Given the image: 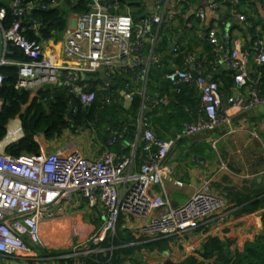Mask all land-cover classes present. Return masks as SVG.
I'll use <instances>...</instances> for the list:
<instances>
[{"label":"built area","instance_id":"obj_1","mask_svg":"<svg viewBox=\"0 0 264 264\" xmlns=\"http://www.w3.org/2000/svg\"><path fill=\"white\" fill-rule=\"evenodd\" d=\"M23 1L10 0L17 20L9 28L3 23L5 10H0V68L7 64L18 66L16 88L29 90L35 96L47 86L63 85L72 96L70 107L74 112L73 100L90 106L97 98V92L84 84V74L103 71L110 79L121 68L122 72L130 74L132 82H146L151 63L159 62L155 56L150 62L144 59L142 52L146 37L156 25L165 20L172 21L177 16L176 10L170 6L171 0H157L153 14L138 21L131 14L111 11L117 0H91L90 8L79 12L76 24L65 30L62 48L65 60L59 64L55 56L45 54L40 42L24 35L23 19L30 16L36 4L27 2L23 5ZM60 3L56 0L52 5L40 6L49 9ZM197 14L202 21L206 20V10L202 6ZM224 25L225 22H214L209 27L208 40L220 56L219 62L227 61L234 70L235 85L249 94V98L239 92L230 94L227 102L242 111L257 104L264 105V99L249 83L250 51L242 47L241 39L233 41V48L223 44L220 34ZM33 28L37 29V26ZM9 44L21 48L27 59H9ZM256 45L255 60L264 64V38L259 37ZM197 59L195 54L189 55L184 68L174 69L167 75L177 92L183 83L195 84L201 90L202 114L195 123L184 124V134L198 133L228 120L221 112L220 83L216 80L206 82L201 63L196 75L189 70V65ZM5 79L0 72V85ZM111 87V82L106 80L97 88L105 102L112 99ZM128 88H131L130 83L126 85ZM132 94L133 91L127 95L132 98ZM164 101V97L156 94L152 105ZM3 105L0 98V112ZM16 127L21 132L15 137ZM128 133V127H124L120 136L125 137ZM9 135L11 139L7 141ZM112 136L111 144L117 139V135ZM24 137L22 119L18 115L11 119L5 138L0 141V264H40L49 259L61 264V260L70 258H75L72 264H82L79 257L103 250L93 246L104 242L108 233L115 231L122 214L149 218L140 226L137 235L156 239L194 231L227 207V200L212 191L210 180L177 207L153 191L155 186H164L165 180L171 179L164 163L176 144V138L165 139L156 135L145 115L140 117L136 131L139 144H135L136 148L141 147L145 159L134 172H128L131 157L116 153L110 147L96 159H89L75 150L49 152L41 143L42 150L36 154L13 156L7 152L9 145ZM174 183L178 186L184 184L181 180H174ZM74 196H81L90 207L101 209L105 217L102 226L80 246L83 250L53 257L44 255L39 249L43 222L55 219L58 208L64 202H71Z\"/></svg>","mask_w":264,"mask_h":264},{"label":"crops","instance_id":"obj_2","mask_svg":"<svg viewBox=\"0 0 264 264\" xmlns=\"http://www.w3.org/2000/svg\"><path fill=\"white\" fill-rule=\"evenodd\" d=\"M156 1L142 0L140 2L142 6L139 8L145 7L148 13L152 15V7ZM183 1L171 0L170 6L173 10H176V18L172 21L165 20L162 24L156 25L154 30L146 37L142 52L144 59L146 62H150L151 58L155 56L166 68L173 70L184 68L187 57L195 54L198 59L190 64L188 68L196 74L201 63L206 79L212 77V80H218L223 103L221 112L222 115L228 117V120L221 121L212 128L194 134H184L183 126L181 131H176L174 123L181 124L177 119H171L168 115L157 113L155 118L161 117L162 119V123H159L147 114L154 110L152 98L163 92L151 90L147 93L148 79L146 82H134L132 87H135L132 91L139 94L140 97L136 121L131 124L135 128V132L131 136H121L124 149L118 146L115 147H118L116 153H124L131 157L132 164L128 172H134L140 167L145 159V153L142 149L138 150L139 147H135V144H139L136 131L138 130L140 117L145 115L151 120L152 130L156 135L165 139L176 138V144L164 163L171 179H166L164 186H155L153 191L165 196L173 207H177L185 203L202 184L210 180L212 191L227 200V207L208 219L200 228L181 236H172L170 249L176 251L180 248L183 252L181 259L179 258L180 260L175 262L185 260L189 256L200 258L198 251L211 236L229 241L233 250H243L245 244L254 240L264 229V206L253 209L255 203L259 204L260 198L264 196V105L257 104L247 111H242L229 104L227 97L230 94L239 92L249 98L248 91L238 88L235 84H227L226 81L232 79L235 72L227 61L221 60L219 62L220 56H218L215 69L207 68L210 62L206 52V47L209 44V27L216 21L225 22L222 34H220V41L228 48H233V41L236 39L242 40V47L250 51L248 63L250 81L252 74L255 73V65L258 64L255 60L257 54L256 42L259 37L264 38V0H188L186 3H183ZM198 4H201L206 10L207 18L205 21H202L197 14ZM77 15L78 13L74 12L68 15L67 28L76 24ZM190 17L193 21L189 19ZM186 19L190 22H187L185 26ZM164 37L167 38L169 43L168 51L157 53L155 51L156 46ZM177 38V45L171 51V45ZM63 39L54 38L40 42L45 54L55 56V61L59 64L65 60L62 50ZM200 58H204V61ZM222 63L227 64V68L220 71ZM74 64L72 62V65ZM123 74L121 68H118L110 79L116 82L115 77L123 76ZM97 77L101 78V82L98 81ZM105 77L103 71L87 73L82 76L84 84L88 88L93 85L98 88L106 81ZM257 82H259V79L256 81V87ZM116 85L117 83L112 86ZM128 90H131V88L122 89L120 94L123 96V91L128 94ZM172 91L173 89L170 92ZM32 97H35V95L32 94ZM123 100L126 107L125 96ZM169 102L167 100L166 105ZM131 105L132 102L128 107ZM37 138L46 149L51 146L53 150L50 151L63 150L70 152L75 150L89 159H96L106 148L114 147L109 139L100 136L96 128H84L83 125L76 129L65 130L56 140L48 141L43 135H39ZM174 180H181L184 183L183 186L176 185ZM104 218L100 208H92L81 196H74L71 202H64L58 208L55 219L43 222L42 241L43 236L58 237L61 235L66 242V248H68L67 253L64 255L72 254L80 249V246L93 232L99 230ZM148 220L149 218L122 216L123 230H129L134 239L139 241L130 243V245L141 243L139 239L143 236L138 237L139 235L136 234L140 226ZM176 242L179 245L174 246ZM168 251L162 254H169ZM41 252L43 254L47 253ZM147 254L149 255V253ZM153 254L157 253L154 252ZM175 254H177V251ZM57 263L56 260L49 259L40 264ZM4 264H7V262Z\"/></svg>","mask_w":264,"mask_h":264},{"label":"trees","instance_id":"obj_3","mask_svg":"<svg viewBox=\"0 0 264 264\" xmlns=\"http://www.w3.org/2000/svg\"><path fill=\"white\" fill-rule=\"evenodd\" d=\"M54 1L56 0L23 1V5L27 2L36 4L30 16L27 19H23V33L30 40L41 42L54 39L56 31L65 32L70 13L88 10L91 4V0H78L77 2L73 0H57L61 3L49 9H43L40 6L41 4L52 5ZM186 1L188 0H184L183 3H186ZM116 3L117 5H112L111 11L113 12L120 13L119 11L128 9V7L139 9L135 14H132L137 21L144 16L150 15L145 7L139 8L142 3L136 2V0H117ZM113 6H116V9ZM2 9L5 10L3 23L6 28H9L17 20V16L13 14L10 0H0V10ZM189 19L193 21L191 17ZM34 25L37 26V29L33 28ZM168 44L167 38L164 37L158 42L155 51L157 53L168 51ZM206 52L210 62L207 68L215 69L217 67L218 53L214 51V47L210 42L206 47ZM7 57L11 60L20 61L27 59L21 48L11 44L8 47ZM200 59L204 61V58ZM161 63L159 61L151 64L148 74L147 93L151 90L162 91L163 93H159V95L162 97L166 95L168 99L165 96V101L160 105L154 106L153 112L147 114L159 123H162V119L161 117L155 118L157 113L168 115L171 119H177L181 124L178 122L174 123L176 131H181L185 123H195L202 114L201 90L195 84L183 83L180 85V91L177 92L167 78V75L174 69H168ZM0 72L6 76L3 84L0 85V98L4 101L0 112V141L6 136L7 126L11 119L18 115L21 116L25 132L23 139L8 146L7 152L13 156L39 153L42 150V146L37 136L43 135L48 141L56 140L65 130L76 129L80 125H83L84 128H96L100 136L105 139L111 140L112 134L117 135V139L112 145L114 147H111L113 151L118 150V147L124 149L122 137L120 136V132L124 127H128L131 133L126 134V137L127 135L131 136L135 132V128L131 124L136 121L140 101L139 94L133 92L132 105L128 108L124 105V96L120 94V91L126 88L127 83L131 84V90H128V92L134 91L133 88L135 86L132 87L134 82H132L130 74L124 73L123 76L115 77L117 85L111 87L112 99L110 102L104 101L103 94L97 90L95 85L88 88L97 92L96 100L90 106H83L78 101L73 100L74 108H76L74 112L70 107L72 96L63 85L47 86L40 89L35 97H32V93L29 90L18 89L15 86L19 72L18 66L7 64L0 68ZM204 77L206 78V74ZM97 79L101 82L100 77H97ZM258 79L257 93L260 98L264 99V64L255 65V73L252 74L249 83L255 88ZM214 80L218 81L217 79ZM226 82L229 85L235 84V78L233 77ZM171 89H173L172 92H170ZM167 100L170 101L168 105H166ZM20 132L19 130V134ZM11 135L7 137V141L11 139ZM116 146L118 147L115 148ZM138 150H141V147ZM259 202V204L255 203L256 205L253 209L258 206H264V196L260 198ZM122 216L123 214L117 222L115 231L109 232L104 242L93 246L95 249L103 250L79 257L82 264H146V258L141 255L142 251L156 252L160 255L170 249L172 237H160L148 243H143L145 237H142L139 239L140 244L130 245L131 241L134 242L136 240L129 230H123ZM113 246H116V248L111 250L110 248ZM198 253L200 258L189 256L180 262H173L167 259L163 264H264V229L254 240L247 242L243 250H233L229 241L211 236L202 244ZM46 254L47 256H54L56 253L47 252ZM140 256L143 258H140ZM74 261L75 258L61 260V264H72Z\"/></svg>","mask_w":264,"mask_h":264},{"label":"rangeland","instance_id":"obj_4","mask_svg":"<svg viewBox=\"0 0 264 264\" xmlns=\"http://www.w3.org/2000/svg\"><path fill=\"white\" fill-rule=\"evenodd\" d=\"M137 11L138 10L136 8L131 7L130 9H124V10H121L119 12L132 15V14H135ZM54 36H55V39H58V40L63 39L64 31H56ZM14 133L16 134V136L19 135V131H18L17 127H16ZM47 150L50 152V150H53V148L50 146L47 148ZM138 237H140V236H138ZM151 240H153V239L145 237L143 243H148ZM136 242H139V241H134V242L131 241L130 243H136ZM65 243L66 242L64 241V239L61 235L58 237L43 236V241H42V244L39 245V249H41V251H43V252L56 253V254H54V256L64 255L66 253V251L68 250V248H66ZM175 245L177 246V245H179V243L176 242V243H174V246ZM115 248H116V246H113L110 249L113 250ZM78 250H83V247H80V249H78ZM176 251H177V254H175ZM176 251H173L172 249H170L168 251L169 254L167 253V254L158 255V254H153V253H150L149 251L144 250V251H142L141 255L146 258V264H163L166 259L173 260L174 262L180 260L181 256H183V252L181 251L180 248H178V250H176ZM147 253H149V255ZM44 254H46V253H44ZM140 258H143V257L140 256Z\"/></svg>","mask_w":264,"mask_h":264},{"label":"water","instance_id":"obj_5","mask_svg":"<svg viewBox=\"0 0 264 264\" xmlns=\"http://www.w3.org/2000/svg\"><path fill=\"white\" fill-rule=\"evenodd\" d=\"M136 2H139V3H140V2H142V0H136ZM200 7H201V4H198L197 9H199ZM152 9H154V6L152 7ZM187 22H188V19H186V21H185V26L187 25ZM177 42H178V38L172 43L171 48H170L171 51L174 50V48H175L176 45H177ZM223 68H227V64L222 63V67L220 68V71L223 70ZM212 79H213V78L210 77V78H208V79L206 80V82H209V81H211ZM105 80H109V81L111 82L112 85H115V83H116L114 80L109 79V77H105ZM256 90H258V86L256 87ZM122 94H123V96L126 97V107H128V106L131 104V102H132V98H130V97L126 94V91H123ZM70 115H71V114H70Z\"/></svg>","mask_w":264,"mask_h":264}]
</instances>
